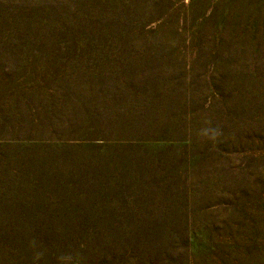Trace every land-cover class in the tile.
<instances>
[{"label":"rangeland","instance_id":"1","mask_svg":"<svg viewBox=\"0 0 264 264\" xmlns=\"http://www.w3.org/2000/svg\"><path fill=\"white\" fill-rule=\"evenodd\" d=\"M0 264H264V0H0Z\"/></svg>","mask_w":264,"mask_h":264}]
</instances>
